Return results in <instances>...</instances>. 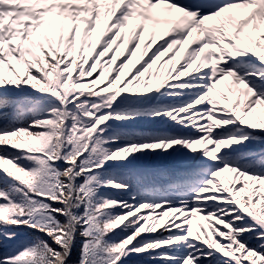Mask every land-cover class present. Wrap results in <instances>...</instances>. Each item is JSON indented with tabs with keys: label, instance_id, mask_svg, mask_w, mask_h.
Masks as SVG:
<instances>
[{
	"label": "snow or ice",
	"instance_id": "snow-or-ice-1",
	"mask_svg": "<svg viewBox=\"0 0 264 264\" xmlns=\"http://www.w3.org/2000/svg\"><path fill=\"white\" fill-rule=\"evenodd\" d=\"M258 109L264 0H0V264H264Z\"/></svg>",
	"mask_w": 264,
	"mask_h": 264
},
{
	"label": "bare ground",
	"instance_id": "bare-ground-1",
	"mask_svg": "<svg viewBox=\"0 0 264 264\" xmlns=\"http://www.w3.org/2000/svg\"><path fill=\"white\" fill-rule=\"evenodd\" d=\"M82 27H83V26H82ZM160 32H161V29L158 28V29H157V35H156V43H157V44L160 43V42H162V41H160ZM93 35H94L95 37H99L100 33L97 32V33H94ZM144 42H147V34H146V36H145V41H144ZM127 47H128V46H127V42H126V41H125V42H122V46H121L120 50L117 52V57H118V59H119V58L122 56V54L127 50ZM152 50H154V49H152ZM152 50L149 51L148 55L151 54V51H152ZM86 55H87V53H86ZM182 56H183V51H181L180 53H178V54L176 55V61H177V62H180L181 59H182ZM138 57H139V52H137V56H136V57H133V62H134V63L138 60ZM162 59H163V58H162ZM157 63L159 64V61H158ZM137 66H138V65H137ZM170 66H171V64H169L168 66H166V68H167V67H170ZM131 67H132V65L130 64V65L128 66V68L125 69V72L127 73L128 70H129ZM166 68L161 69V72H165V71H166ZM152 71H153V73H155V71H156V66H155V65L153 66ZM145 78H147V74H145V77H143L142 79H145ZM222 88H223L222 91L224 92L225 95H227V96L229 97V99H228V102L225 103L224 100L220 99V97L217 96V99L219 100V106H221V107H225V108L231 107V105L234 104V103L236 102V96H234L232 93H230L226 87H222ZM214 94H215V93H214ZM240 103H241V108H242V107H243V103H244V99H243V97L240 98ZM257 112H258L259 118L264 119V110H259V109H258ZM240 114H243V112L241 111ZM197 222H198V220H197L196 218H194L193 221H192V224H193V227H194V228L196 227ZM200 222L203 223V221H200Z\"/></svg>",
	"mask_w": 264,
	"mask_h": 264
},
{
	"label": "rangeland",
	"instance_id": "rangeland-1",
	"mask_svg": "<svg viewBox=\"0 0 264 264\" xmlns=\"http://www.w3.org/2000/svg\"><path fill=\"white\" fill-rule=\"evenodd\" d=\"M82 27V26H81ZM218 87H222V86H218ZM223 89V88H222ZM215 95V94H214ZM159 211V210H158ZM165 219H168V217H165Z\"/></svg>",
	"mask_w": 264,
	"mask_h": 264
},
{
	"label": "trees",
	"instance_id": "trees-1",
	"mask_svg": "<svg viewBox=\"0 0 264 264\" xmlns=\"http://www.w3.org/2000/svg\"><path fill=\"white\" fill-rule=\"evenodd\" d=\"M3 251V249H0V252H2Z\"/></svg>",
	"mask_w": 264,
	"mask_h": 264
}]
</instances>
